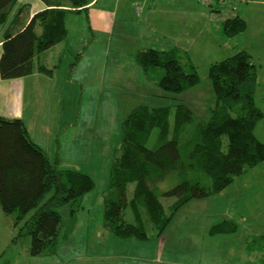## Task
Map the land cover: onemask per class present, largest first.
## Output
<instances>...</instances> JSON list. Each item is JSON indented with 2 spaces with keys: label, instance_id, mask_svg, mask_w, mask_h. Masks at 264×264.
Wrapping results in <instances>:
<instances>
[{
  "label": "trees",
  "instance_id": "1",
  "mask_svg": "<svg viewBox=\"0 0 264 264\" xmlns=\"http://www.w3.org/2000/svg\"><path fill=\"white\" fill-rule=\"evenodd\" d=\"M43 1L47 7L30 18L28 6L23 5L6 29L0 58L3 79L53 74L55 67L36 64V55L67 39V17L87 9L92 0ZM17 2L0 0V25L8 21ZM223 29L234 37L246 31L247 21L234 14L224 20ZM80 58L81 54L76 62ZM135 59L167 93H183L200 81L197 66L190 59L184 62L180 50L145 48ZM209 76L216 95L211 118L198 124L183 148L180 137L195 121L186 104L176 106L173 123L171 106L147 104L133 108L123 120L121 146L110 169V191L104 196V224L116 236L149 238L146 219L161 236L186 203L224 190L238 175L264 161V141L256 135L264 112L255 100L258 67L253 54L240 49L212 63ZM154 129H158L157 143L149 147ZM174 174L178 182L161 189L160 184ZM95 185L91 175L61 169L58 160L50 159L23 119L0 115V205L6 213L16 214V225H21L18 236L25 232L30 236L32 256L54 252L62 227L58 208L82 199ZM162 196L175 200L166 207ZM128 211L134 221L126 219Z\"/></svg>",
  "mask_w": 264,
  "mask_h": 264
},
{
  "label": "rangeland",
  "instance_id": "2",
  "mask_svg": "<svg viewBox=\"0 0 264 264\" xmlns=\"http://www.w3.org/2000/svg\"><path fill=\"white\" fill-rule=\"evenodd\" d=\"M187 1L208 2L204 6L212 10L206 26L207 32L200 35L191 52V61L197 66L200 81L180 94L156 90L152 102L143 94H138L132 100L134 104L141 103L137 106H171V123L174 122L178 104L190 106L195 121L187 125L181 135V148L195 135L198 124H205L211 118L216 95L209 76L210 66L232 55L234 51L230 45L232 38L225 35L221 25L223 19L234 14L240 13L247 19V29L241 35L244 46L241 47L254 55L258 67L255 100L264 112V0L263 3L258 0ZM138 5L143 9L142 5ZM138 5L128 10L129 15L134 17L131 18L133 29L138 28L137 22L142 18L138 13ZM82 15L85 17L86 13ZM75 16L74 13L70 14L68 25L79 30L82 20ZM140 40L141 37L137 39L138 42ZM117 42L113 40L114 49ZM143 43L145 47L160 49L150 41ZM84 103H87L86 98ZM137 106H107L110 107L111 116H114L113 130H116L118 115L120 117L122 113L125 119ZM86 107L82 106L83 114L87 111ZM93 107L91 112L94 113H102L107 108L103 105L100 109L99 105ZM123 111H127V114H123ZM256 132L259 137H264V118L259 121ZM157 139L158 129H154L147 145L154 147ZM224 142L226 146L227 138H224ZM115 154L114 150L100 159V154H97L96 166L92 170L96 181L94 188L82 199L58 208L62 215V227L51 254L32 256L30 236L26 232L18 236L21 225H16V214L6 213L0 205V264H264V161L238 175L224 190L186 203L161 236L157 228L146 219L150 237L139 239L116 236L104 224V196L110 191V165ZM177 182L178 177L174 174L164 180L160 188L169 189ZM206 183L210 184L211 180L206 179ZM174 200V197H161L166 207ZM126 219L134 221L129 211ZM160 253L162 261L156 262L155 258Z\"/></svg>",
  "mask_w": 264,
  "mask_h": 264
},
{
  "label": "crops",
  "instance_id": "3",
  "mask_svg": "<svg viewBox=\"0 0 264 264\" xmlns=\"http://www.w3.org/2000/svg\"><path fill=\"white\" fill-rule=\"evenodd\" d=\"M206 3L187 0H92L87 9L74 13L82 20L79 30L69 27V15L66 21L68 38L36 55V64L55 67L53 74L35 72L14 79H3L0 75V115L23 119L32 139L47 152L50 159L58 160L59 166L82 171L94 178L92 170L96 166L97 154H100V159L104 154L117 152L121 146L120 122L124 120L123 115H118L116 130H113L114 116H111L107 106H137L141 103L134 104L132 100L138 94H143L152 102L154 91L159 92L160 87L146 76L135 59L138 51L150 48L145 47L143 42L150 41L160 50H180L184 62L192 60V48L198 43L200 35L207 32L212 12L205 8ZM23 5L29 8V18L47 7L43 0H18L8 21L0 25V58L3 35ZM133 5H138V13L142 15L136 29L131 26V18L134 17L128 13L129 9H134ZM83 13H86L85 17ZM241 35L231 37L233 53L246 49L241 47L244 46ZM113 40L119 41L115 49ZM79 54L81 58L76 62ZM85 98L87 103L82 104ZM84 105L87 106L85 114ZM91 105H99V109L101 105L107 108H103L102 113H94L91 112L94 109ZM257 128L258 124L256 131ZM256 135L264 141V137H259L257 132ZM155 260L162 261L161 253Z\"/></svg>",
  "mask_w": 264,
  "mask_h": 264
}]
</instances>
